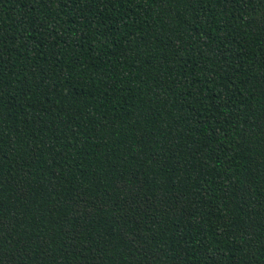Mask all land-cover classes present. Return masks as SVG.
<instances>
[{
    "label": "trees",
    "instance_id": "trees-1",
    "mask_svg": "<svg viewBox=\"0 0 264 264\" xmlns=\"http://www.w3.org/2000/svg\"><path fill=\"white\" fill-rule=\"evenodd\" d=\"M0 264H264V0H0Z\"/></svg>",
    "mask_w": 264,
    "mask_h": 264
}]
</instances>
